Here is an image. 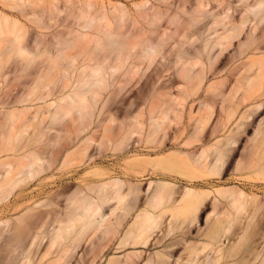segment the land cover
Wrapping results in <instances>:
<instances>
[{
	"label": "bare ground",
	"instance_id": "obj_1",
	"mask_svg": "<svg viewBox=\"0 0 264 264\" xmlns=\"http://www.w3.org/2000/svg\"><path fill=\"white\" fill-rule=\"evenodd\" d=\"M160 1L147 0L139 5L135 14L127 12L122 6H113L112 14L108 9L101 8L96 15L90 13L92 4L87 2L77 17L81 30L71 31L67 38L69 45L59 49L56 55L52 52L43 62L40 61L35 71L36 79L12 102L13 108L3 112L0 123V127L5 129L0 141V200L8 199L20 185L56 166L62 168L74 160L83 161L85 157L92 159L93 154L89 153V149L93 144L100 150L124 149V142L136 135L138 144L145 141L142 144L145 149L135 148L134 153L127 156L126 170L139 176H158L150 178L144 204H137L140 189L130 179L120 176L101 178L102 170L96 167L88 173L99 177L97 180L88 179L85 186H78L68 193L63 216L50 217L51 214L61 213L56 209L40 212L26 210L13 223L6 219V231H11L12 236L0 243V264H69L72 261L71 252L89 235V253L93 258L91 261L85 260L84 254L81 260L74 258L71 264H94L97 258L95 264H128L135 262L133 258L137 255V248L152 244L162 246L146 259L145 264H168L170 252L179 242L164 244V238L180 229L184 223L196 221L198 211L211 192L197 187L195 183L218 175L225 164V155L218 146L223 138H217L212 144L202 143L214 113L209 96L199 98L198 109L189 112L188 122H185L186 107L191 98L198 99L195 95L202 84L208 82L206 94L215 95L222 91L227 77L232 75L228 98L233 99L236 106L224 110L220 126L225 127L241 107L246 109L239 117L238 128L263 109L264 0H239L247 7L240 19L228 12L214 15L213 30L202 49L195 55L180 56L175 63L181 80L180 87L167 92L154 89L141 95L132 123L125 128V133L121 132L123 125L120 124L122 136L118 137L113 130L115 120L100 117L103 108H99V102L105 98L110 78L120 80L123 77L122 81L129 85L136 81L139 71L144 70L145 66L150 67L156 54L161 52V45L167 41L161 38L156 42L152 36L154 33L155 37L159 36L155 27L166 15L170 16L168 22L175 25L174 34L178 36H181L178 33L180 25L190 26L197 20L192 17L190 22L184 21L182 15L187 11L183 7L171 16L168 11L162 10ZM205 6L202 0H197L195 10L201 11ZM124 15L131 17L132 29L130 32H115L113 20L120 23ZM6 20H0V41L8 39L10 44L5 47L20 57L25 69L45 51L38 53L41 50L33 45L32 48L36 47L39 51L38 54L31 52L23 44L22 27L17 22L9 23ZM142 20H147L150 27L140 25ZM93 29L102 34L91 36ZM174 34H169L168 38H173ZM72 40L74 43L70 44ZM231 46L236 48L238 65L228 75L213 77V74L220 72L216 63ZM70 47L79 48L77 56L67 52ZM33 101H45V105L38 106L34 114L36 123L25 116L28 106L21 109L15 107L19 103ZM44 113L50 118L49 125L40 123ZM98 118L96 129L86 132ZM21 119L23 121L18 124ZM72 122L76 131L72 129ZM174 124L181 140L174 142L173 150L166 152V135ZM220 130L219 126L214 127L210 135L218 137ZM224 140L230 148L236 144L230 135ZM251 166L255 169L259 166L257 171L264 173V162L259 158H254ZM239 168L246 166L240 164ZM218 196L229 199L239 216L244 213L248 201L255 199L242 189H216L213 202L215 216L207 219L209 231L204 234L209 242H202L204 248L213 249L214 256L207 255L205 264H220L226 250L225 245L220 244L227 229L219 222ZM129 216L131 219L127 221ZM159 232H162V237L152 242L153 235ZM105 238L108 241L117 238V245L104 250L106 243L102 239ZM129 246L134 249L122 258L120 250L122 253ZM184 249L191 252L188 262L180 256L172 264H201L197 258L200 246H186ZM252 257V264H264V247L253 251Z\"/></svg>",
	"mask_w": 264,
	"mask_h": 264
},
{
	"label": "rangeland",
	"instance_id": "obj_2",
	"mask_svg": "<svg viewBox=\"0 0 264 264\" xmlns=\"http://www.w3.org/2000/svg\"><path fill=\"white\" fill-rule=\"evenodd\" d=\"M146 1L147 0H18L14 2V0H0V20L4 21L9 17L6 21L9 23L17 22V24L22 27L24 33L23 44L30 49L31 52H34V54H38L42 51L47 52H44L39 57L36 56L35 60L23 69V62L20 57L15 55L10 48L5 47V45L7 46L8 44L9 46L10 44L8 39H2L0 41V43H3L0 44V123L2 122L3 112L13 108L12 102L16 101L21 92L28 89L34 79H36L37 76L35 71L39 67L40 61L43 62L52 52L56 55L59 49H63L64 46L69 45L67 38L71 31L81 30V26H79L77 22V17L80 12L85 9V4L87 2L92 4V8L89 10L90 13L96 15L101 8L108 9L112 14L113 6H122L127 12L135 14L139 5ZM149 1L151 2V0ZM196 1L197 0L160 1L159 5H161L162 10L168 11L171 16L183 7L185 11H187L184 14L180 12L183 14L184 21L187 20L190 22L192 17H196L197 20L190 26L180 25L178 33H180L181 36H178L174 34L175 25L169 24L168 22L170 16L166 15L159 25L155 27L159 36H156V38L155 33L152 36L156 42H159L161 38H166L167 41L161 45V52L156 54L150 67L147 68L145 66L143 68L144 70L139 71V74L136 76V81L129 85H126L124 81H122L124 80L123 77L120 80L117 78L114 79L113 77L110 78V87L105 92V98L99 102V108H103L100 117H108L115 120V123H113V130L116 136H122L119 130L120 124L123 125L121 132L125 133V128H128V125L132 123V116L136 112V105L139 103L141 95L151 92L154 89L167 92L176 91L180 87L181 80L177 75L175 63L180 56L187 57L189 54L195 55L202 49L205 40L213 30L211 29V25L214 15H222L228 12L232 17L234 16L236 19H240L247 10L246 5L239 0H202L206 4L205 8L201 11H196ZM122 18L124 19H122L120 23L117 20H113L112 28L116 30L115 32H130L132 29L131 17L124 15ZM140 25H143L145 28L150 27L147 24V20H142ZM90 33L91 36L94 34H102L96 31V29H93ZM169 34H174V37L169 39ZM183 34H185V36H183ZM60 41H62V44H60ZM73 43L74 40L70 42V44ZM33 45L36 47L38 46L41 51L38 49L36 50L35 46V48H32ZM71 48L72 47H70L67 52L73 55L76 54L77 56L79 48ZM14 63L15 65H13ZM237 65L236 48L231 46L222 54L216 63V67L220 72L212 76L220 77L221 74L228 75ZM22 69L23 72H21ZM209 75H211V73H209ZM232 83L233 76L231 75L227 77L226 84L222 91L215 95L206 94L208 82L202 84L198 94L195 95L198 99L191 98L186 107L185 122H188L189 112L192 113L198 109L199 98L209 96L213 103L214 113L206 129V134L202 143L206 145L212 144L217 138H223L218 143V146L225 155V164L218 175L209 177V179L204 182L195 183L197 187L204 188L211 193L204 200L201 209L198 211L195 222L184 223L180 229H176L164 238V244L179 242L178 246L170 252L171 257L168 264L174 263L180 256H183L184 261L188 262L187 258L190 257L191 252L190 249H184L186 246H200L197 258L200 259L199 261L201 264H205L206 257L214 256L213 249L210 247L204 248L202 242H209V238L205 236L209 231V221L207 219L215 216L213 214V202L216 189L218 188H228L235 191L242 189L248 195L255 196L254 200L248 201L244 213L240 214V216L239 213L235 211V208H233V204H231L229 199L224 196H218L220 200L218 205L219 222H222V226L227 229V231L223 233L224 235L220 242L221 246H226H224V249H226L225 255L220 260V264H252L253 251H259L264 247V173L260 174L259 170L257 171L259 166L257 169L251 166L254 158H259L261 162H264V107L259 112L254 113L251 117L252 119L245 120L240 128L237 127V123L241 113L246 109L245 107L237 109L235 117L232 118L225 127L220 126L221 119L225 115L224 110L235 108L236 106L234 103L235 101L228 98ZM40 105H45V101L25 102L24 104L19 103L15 107L21 109L28 106L29 109L25 116L36 123L37 119H34V114ZM66 120L70 121L69 118H66ZM22 121L23 119H21L18 124ZM98 121L99 118L95 120L90 129L86 132H93L96 129L95 127ZM40 123L41 125L50 124V118L46 113L40 117ZM71 125L73 131H76L75 124L72 122ZM217 126L221 129L218 132V137L211 136V130ZM176 127L177 126L174 124V127L169 129L166 135L167 141L164 148L166 152L173 150L172 144L181 140V136L179 138V133L175 132ZM4 131L5 129L0 127V141L2 140L1 137ZM229 135L236 140V144L232 148L226 145L224 140V137ZM136 138L137 136L134 135L126 140L124 142V149L113 150L110 148L100 150L97 149L96 144H93L89 149V153L93 154L92 159L87 160V157H85L83 161L74 160L71 164L62 168L56 166L20 185L8 199L0 200V232L2 233V235H0V243L6 239H10L12 236L11 231H6L8 228L5 227L6 219H10L13 223L16 218L24 214L26 210L40 212L56 209L61 210V213L57 215L51 214L50 217L55 218L56 216H63L68 203L66 199L68 193L76 190L78 186H85L88 179L97 180L99 177L92 176L88 173V171L96 167L102 170L101 178L110 179L112 176H120L122 179H130L133 185L140 189V191L137 192V204L142 206L147 197L146 191L149 187L150 178L155 179L158 178V176L155 174L139 176L126 170L125 160L127 156L132 155L135 148L141 150L145 149L142 148V144H144L145 141L142 140L138 144V142L135 141ZM210 160H213L212 155ZM240 164L245 165L246 168H239ZM182 182L185 183V181ZM62 193L63 195H60ZM131 197L133 196H130V198ZM227 213H229L230 216H228ZM226 216L231 217V219ZM130 219L131 216L127 218V221ZM227 219H229V221ZM165 224H163L164 229ZM156 234L157 233L153 235L154 240L152 242L155 241V238L159 236L162 237V232H159L158 235ZM232 234H234V236ZM90 237L91 235L87 236V238L84 237L80 246L71 252L72 261L74 258L81 260L84 254V259L91 261L93 257L92 254L89 253L91 252ZM45 242L46 240L44 243ZM102 242L104 244L106 243L104 250H110L117 245L118 239L114 238L113 241H108L105 238L102 239ZM161 246L162 244H159V246L152 244L137 248V255L133 258L135 262H129L128 264H145L146 259ZM133 249L134 248L129 246L126 247L125 251L122 253L120 250V254H122L121 257L123 258L125 253L128 251L131 252L130 250ZM86 252L88 253L86 254ZM202 252L204 253L202 254ZM97 260L98 258L94 261V264L97 263ZM71 262L69 264H71ZM102 264H104V262Z\"/></svg>",
	"mask_w": 264,
	"mask_h": 264
}]
</instances>
